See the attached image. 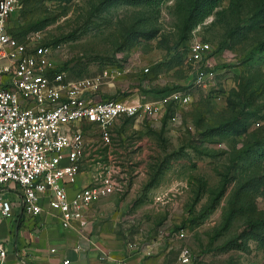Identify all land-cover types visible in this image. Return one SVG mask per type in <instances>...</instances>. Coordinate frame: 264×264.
<instances>
[{
  "label": "rangeland",
  "instance_id": "1",
  "mask_svg": "<svg viewBox=\"0 0 264 264\" xmlns=\"http://www.w3.org/2000/svg\"><path fill=\"white\" fill-rule=\"evenodd\" d=\"M18 1L9 33L21 41L38 33L69 76L118 71L101 86L103 97L146 103L174 91L191 94L188 106L175 111L169 103L154 121H118L109 147L100 145L96 128L84 126L91 158L115 159L128 184L139 185L134 202L144 214L152 210L159 226L184 230L190 264H264V233L259 241L238 240L247 222L264 219V0H218L191 28L186 15L195 0ZM195 39L210 45L202 64L215 74L204 86L194 84L189 59ZM157 196H179L178 204L158 202L155 212ZM4 197L19 200L12 190Z\"/></svg>",
  "mask_w": 264,
  "mask_h": 264
},
{
  "label": "built area",
  "instance_id": "2",
  "mask_svg": "<svg viewBox=\"0 0 264 264\" xmlns=\"http://www.w3.org/2000/svg\"><path fill=\"white\" fill-rule=\"evenodd\" d=\"M18 7V0H0V217L13 216L16 206L27 217L47 208L59 216L62 228H85L91 222L86 214L90 207L110 194L123 193L127 180L113 159L99 166L89 184L69 193L81 166L91 158L84 126L96 128L100 145L109 147L118 121L142 115L154 121L169 103L176 111L188 106L192 97L188 91L146 103L103 97L101 86L118 71L107 68L93 77L69 76L53 62L51 46L42 44L38 33L23 41L9 33V19ZM209 52L207 42L190 43L197 86H204L215 74L202 64ZM170 119L177 123L179 117L174 113ZM7 190L17 192L18 202L4 197ZM183 237V229L169 234L172 240ZM7 256L0 240V264H7ZM190 263V253L182 249L179 264Z\"/></svg>",
  "mask_w": 264,
  "mask_h": 264
},
{
  "label": "crops",
  "instance_id": "3",
  "mask_svg": "<svg viewBox=\"0 0 264 264\" xmlns=\"http://www.w3.org/2000/svg\"><path fill=\"white\" fill-rule=\"evenodd\" d=\"M89 150L91 157L96 155L94 148ZM104 164L87 159L69 193L89 184ZM138 186L127 182L123 198L121 193H113L95 202L86 213L91 222L85 228H62L59 216L47 208L40 215L27 217L16 206L13 216L0 217V240L8 253L7 264H64V260L67 264H179L180 251L188 250L185 238L170 239L172 230L158 225V213L150 210L149 217L144 214L146 209L134 202ZM178 198L157 196L153 208L157 212L158 204H178Z\"/></svg>",
  "mask_w": 264,
  "mask_h": 264
},
{
  "label": "trees",
  "instance_id": "4",
  "mask_svg": "<svg viewBox=\"0 0 264 264\" xmlns=\"http://www.w3.org/2000/svg\"><path fill=\"white\" fill-rule=\"evenodd\" d=\"M163 0H107L109 4H116L118 2H124L128 5H150L157 6ZM218 7V0H195L191 5L186 15V23L189 28L202 23L205 18L211 15L214 10ZM243 188V187H242ZM264 233V219H256L247 222L243 231L238 235V240H255L259 241L262 239ZM238 249L244 250L241 243L236 245Z\"/></svg>",
  "mask_w": 264,
  "mask_h": 264
}]
</instances>
